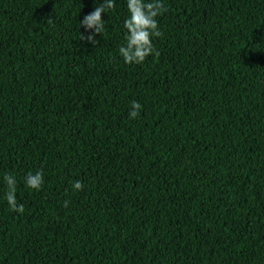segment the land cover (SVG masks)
<instances>
[{"label":"trees","instance_id":"16d2710c","mask_svg":"<svg viewBox=\"0 0 264 264\" xmlns=\"http://www.w3.org/2000/svg\"><path fill=\"white\" fill-rule=\"evenodd\" d=\"M161 2L128 65L126 0H0V264H264V0Z\"/></svg>","mask_w":264,"mask_h":264},{"label":"clouds","instance_id":"9594fccd","mask_svg":"<svg viewBox=\"0 0 264 264\" xmlns=\"http://www.w3.org/2000/svg\"><path fill=\"white\" fill-rule=\"evenodd\" d=\"M115 0H103L94 8V11L84 16L80 22V27L90 31L92 34L85 37L80 34L81 41H87L93 45L97 44V35H101L105 31V22L102 19V14L115 8ZM126 7L129 13L128 18L123 23V28L126 30L124 37L125 43L119 47V55L128 65L142 64L146 58L154 53L152 43L153 37L162 36L159 30L157 17L167 11L161 0H126ZM141 105L139 102L131 104L129 117L135 119L139 116ZM4 182L7 185L5 199L14 212L23 214L25 209L23 204H18L16 199V180L13 175L6 174ZM44 176L42 171L35 174L28 173L25 177V184L28 188L39 191L42 188ZM73 188L76 191L83 190V184L77 180L73 183ZM64 207L68 206L64 202Z\"/></svg>","mask_w":264,"mask_h":264}]
</instances>
